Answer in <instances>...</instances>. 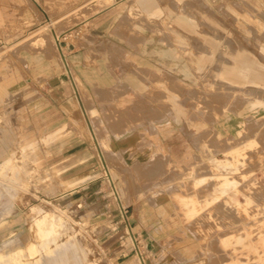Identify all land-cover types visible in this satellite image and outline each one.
I'll return each mask as SVG.
<instances>
[{"label": "rangeland", "instance_id": "374dc122", "mask_svg": "<svg viewBox=\"0 0 264 264\" xmlns=\"http://www.w3.org/2000/svg\"><path fill=\"white\" fill-rule=\"evenodd\" d=\"M113 3L115 63L141 81L86 101L83 122L119 219L64 198L50 147L63 132L31 138L0 110V264H264V82L230 73L245 56L264 65V0H87L86 15ZM21 26L0 23V59L47 43ZM108 174L129 218L151 205L150 240Z\"/></svg>", "mask_w": 264, "mask_h": 264}, {"label": "crops", "instance_id": "0c3cea01", "mask_svg": "<svg viewBox=\"0 0 264 264\" xmlns=\"http://www.w3.org/2000/svg\"><path fill=\"white\" fill-rule=\"evenodd\" d=\"M118 10L117 3H113L87 16V0H0V23L21 24L14 35L24 37L25 31L38 32L47 42H19L17 50L0 59V110L10 112L17 130L31 138L63 132L62 139L50 147L54 158L58 150V156L62 154L53 165L62 169L60 187L64 198L73 206L83 201L85 211L103 212L107 206L108 212L116 213L107 215L112 222L120 214L117 207L105 203L103 163L92 150V139L83 121L86 101L94 109L103 108L116 99L112 93L119 82L141 81L127 73L120 76L114 60L119 46L112 31ZM46 23L50 29L45 28ZM57 48L66 52V58L63 53L57 54ZM77 148L85 149L74 150ZM150 206L135 205L129 218L134 233L149 234V240L156 232L144 215ZM107 217L102 221H108ZM157 255L147 256L148 264H158ZM140 260L145 264L143 258Z\"/></svg>", "mask_w": 264, "mask_h": 264}, {"label": "bare ground", "instance_id": "6f19581e", "mask_svg": "<svg viewBox=\"0 0 264 264\" xmlns=\"http://www.w3.org/2000/svg\"><path fill=\"white\" fill-rule=\"evenodd\" d=\"M230 73L231 75L247 83L259 84L264 82V65L258 64L256 60H254L250 56H245L243 59H241L239 64H237L236 67L230 70ZM96 144H98L99 148L101 149L99 142H97ZM101 153L104 157V153ZM45 223L46 220L44 222V225H46ZM39 224H41V222ZM140 261L141 264H144L142 260ZM137 262L138 261L134 262L133 264H140Z\"/></svg>", "mask_w": 264, "mask_h": 264}, {"label": "built area", "instance_id": "2783aa9c", "mask_svg": "<svg viewBox=\"0 0 264 264\" xmlns=\"http://www.w3.org/2000/svg\"><path fill=\"white\" fill-rule=\"evenodd\" d=\"M61 51L63 52L62 49H61ZM65 61H66V59H65ZM66 63H67V61H66ZM108 178L110 179V181L112 180V176H110L109 174H108ZM112 185H113V187H112L113 188V193L115 195V198H116V201H117V204H118V208H119V210L122 213V219L124 221H126L127 223H129V210H128V207H125L123 205V201H122V198H121V195H120V191L118 190V187L116 186L114 181H112ZM128 226H130V225L128 224Z\"/></svg>", "mask_w": 264, "mask_h": 264}]
</instances>
